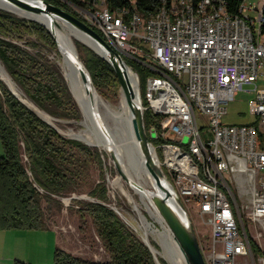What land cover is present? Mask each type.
I'll return each mask as SVG.
<instances>
[{
	"label": "built area",
	"instance_id": "1",
	"mask_svg": "<svg viewBox=\"0 0 264 264\" xmlns=\"http://www.w3.org/2000/svg\"><path fill=\"white\" fill-rule=\"evenodd\" d=\"M257 1L246 0L233 13L230 0H201L199 12H183L180 24L111 12L104 0H92L83 15L121 55L155 65L158 75L145 81L147 105L140 96L139 104L142 113L159 117V132L148 129L150 138L162 140L160 159L149 142L158 165L208 229L200 247L205 264H264L249 244V238L264 240V40L257 36ZM203 10H213V19L203 20ZM244 87L252 93V120L223 124Z\"/></svg>",
	"mask_w": 264,
	"mask_h": 264
},
{
	"label": "trees",
	"instance_id": "2",
	"mask_svg": "<svg viewBox=\"0 0 264 264\" xmlns=\"http://www.w3.org/2000/svg\"><path fill=\"white\" fill-rule=\"evenodd\" d=\"M45 1L76 17L109 43L100 30L89 25L69 8L71 5L89 11L92 0ZM230 1L231 11L236 13L239 0ZM104 3L111 12L121 9L137 11L143 18L156 12L161 6V0H104ZM262 17L261 33L264 34V6ZM28 38L35 40L31 43L35 48L41 45L57 51L55 40L45 27L0 9V63L7 74L39 109L51 116L78 119V110L59 72L44 58L17 44L26 42ZM73 44L96 92L103 96V91L117 90L119 84L111 65L80 42L73 41ZM122 57L127 66L137 74L141 103L146 106L143 95L145 81L150 76L158 75L150 68H155V65L142 57ZM158 121L159 117L149 109L143 111L145 133L148 141L156 147V154L160 159L161 150L157 144L162 140L152 139L148 135L150 127L159 132ZM0 144L3 149L0 156V231L46 229L42 200L47 205L58 204L54 197H63L71 192L80 167L93 164L100 169L101 182L94 186L89 195L98 202L82 204L76 201L82 204L77 212L81 220L86 217L90 220L107 259H83L56 247L53 264H156L143 242L105 205L108 198L103 182L104 154L80 141L60 135L55 128L22 104L1 80ZM23 157L25 163L22 161ZM162 170L165 174V170ZM249 244L254 256L264 258V253L250 238ZM158 262L166 264L160 259ZM14 264L26 263L16 261Z\"/></svg>",
	"mask_w": 264,
	"mask_h": 264
},
{
	"label": "bare ground",
	"instance_id": "3",
	"mask_svg": "<svg viewBox=\"0 0 264 264\" xmlns=\"http://www.w3.org/2000/svg\"><path fill=\"white\" fill-rule=\"evenodd\" d=\"M245 1L246 0H239L236 13H240L241 9L244 8ZM26 2L32 6H34L35 3L33 0H27ZM200 2L201 0H161V6L156 12L148 15L146 18H143L139 13L138 16H141V19H149V16L170 17V24H180V18H182L183 12H199ZM263 6L258 10V19H260V21L257 25V36L259 40H264V34L261 33ZM37 7H39L38 2ZM0 8L12 11L22 17L37 20L51 31L57 42V53L61 58L60 66L63 78L67 82L70 92L82 114L80 123L84 128L79 134L72 135V137L82 140L87 146L95 147L100 151H106V155L112 161V164L114 165L116 163L119 166L123 175V177H121L122 181H124L125 185L139 197L140 204L128 193L134 207L139 212L141 218L139 228L143 233L144 241L152 248L154 255L157 251L148 242V237L150 235L159 238L161 240V245L168 250L170 264H186L182 252L179 250L167 227L164 225L153 203V197L158 192L154 179L146 169L144 159L136 144L134 146L136 153L132 150L133 145L132 147L129 146L131 141L129 124L132 115L128 108L125 94L126 91H128L130 94L134 95L136 100L139 97V87L135 73L129 67H123L121 69L123 85L121 87L119 86L117 103H109L103 100L102 97L90 87L87 81H83L80 74L75 71L68 59V56H71L76 60L77 64H79L72 37L81 41L96 53L106 57L104 50L93 39L57 16L46 15L44 12L31 13L24 11L6 0H0ZM217 9H224V2H217ZM88 10L89 11L84 10V15L90 13V8ZM126 11L129 12V14H136V11H128L126 9L119 10V13H126ZM172 15L174 17H171ZM201 18H203V20H212L213 10L201 11ZM109 43L110 46L115 49V46H112L111 42ZM0 79H2L15 95L18 96L15 91V84L6 73L1 63ZM37 113L44 121H49L45 113L40 111H37ZM105 118L111 121L110 125L106 124ZM102 119L103 123H101ZM130 150L133 153V158L130 155ZM150 152L153 160L157 163L154 150L150 148ZM164 184L168 188L165 181ZM168 204L182 220H185L172 199L168 200ZM141 207L148 212L155 222L160 224L161 229L154 227L152 223H149L146 218L143 217L144 215L142 216L140 214Z\"/></svg>",
	"mask_w": 264,
	"mask_h": 264
},
{
	"label": "rangeland",
	"instance_id": "4",
	"mask_svg": "<svg viewBox=\"0 0 264 264\" xmlns=\"http://www.w3.org/2000/svg\"><path fill=\"white\" fill-rule=\"evenodd\" d=\"M263 4H264V0L257 1V10H260ZM69 8L72 12H75L78 16L83 18L84 11L75 8L71 5H69ZM73 41L80 42L79 40L72 37V42ZM26 42H20L17 44L20 45L23 49L27 50L28 52L37 55L38 57L44 58L46 62L50 66H52L56 71H58L61 77L63 78V74L60 66L61 58L60 55L57 53V51L49 50L47 48L42 47L41 45H38L37 48L33 47L31 45L32 42L33 43L35 42L33 38H28ZM135 75L139 87V80L137 79L138 78L137 74L135 73ZM0 80L6 86H8L2 79ZM63 81L78 110V114H79L78 119L67 118L61 115L56 117L50 115L51 116L50 117L49 114H47L46 112L35 106L14 82L13 83L15 84V91L18 94V96L15 95V93L10 88L9 89L13 92V94L17 97V99L20 102H22L26 106L29 105L28 106L29 109L34 111V113L37 116H39L37 111L45 113L49 120L46 122L49 123L53 128H55L60 135L68 139H74L72 135L79 134L84 128L80 123L82 120V114L64 78ZM259 84H262V81H260ZM247 89H248L247 87H244L243 91H240L236 95L234 101L228 104L226 114L223 116L221 121L223 124L241 125V124H247L252 120L251 116L249 115L248 106H247L248 101L252 98V93L244 92V90ZM118 92H119V88L117 90L103 91L104 95L103 96L100 95V96L102 97L103 100L108 101L109 103L112 104H116L118 100ZM139 96L141 97L140 89H139ZM105 122L108 125L111 124V121L109 119L107 120V118H105ZM80 142L85 144L83 141ZM90 148L96 149L99 153L104 154V156L102 155V159L104 163L103 182L108 198V201L105 205L109 209L113 210L117 214V216L124 222V224L140 240H144L143 233L139 228L141 223L139 212L134 207L128 193H130V195L140 204L138 195H136L127 185H125V182L122 181L121 176L114 168L112 161L106 155V151H100L95 147H90ZM2 154H3V149L0 144V156ZM22 161L23 163H25L24 157L22 158ZM99 182H101L100 169L93 164L82 165L79 169V176L76 179V183L72 187L71 192H69L67 195L63 197H54L55 200L58 202V204L51 203L47 205L45 201L42 200L41 206L45 211V222L47 224L46 229L43 230L21 229V230L0 231V236L23 237L22 244H23V248L25 249V253L23 254L29 257L30 264H53V252L55 247L53 245L54 243L52 242L51 237L56 236L55 232L57 233L59 238V248L65 250L66 252L75 256H79L83 259H93L96 261L106 260L107 255L102 250L100 243L96 238L90 220L88 219V217L81 220L77 212L78 209L82 208V204L84 203L98 202L95 198L89 195V192ZM76 201H79L82 204L81 203L78 204L76 203ZM141 208L142 209L140 211V214L142 216L144 215L143 217L146 218V220L149 223H152L154 227L161 229L160 224L155 222L150 217L148 212H146L143 209V207ZM184 208L192 224V228L196 234L199 246L201 248H204L209 240L208 229L206 226H204V224H202V221L197 217L193 209L188 210L186 209V207ZM251 237H254V235H252ZM251 240L258 247L260 246L264 252V240L259 242L253 240L252 238ZM148 242L157 251V253L154 255L157 261L158 259H160L164 261L166 264H170L168 250H166L161 245V240L157 237H153L152 235H150L148 237Z\"/></svg>",
	"mask_w": 264,
	"mask_h": 264
},
{
	"label": "water",
	"instance_id": "5",
	"mask_svg": "<svg viewBox=\"0 0 264 264\" xmlns=\"http://www.w3.org/2000/svg\"><path fill=\"white\" fill-rule=\"evenodd\" d=\"M6 1L10 2L11 4L17 6L19 9H22L24 11H28L31 13L44 12L46 15L57 16L58 18L65 20L66 22H68L69 24H71L72 26H74L75 28L80 30L81 32L85 33L87 36H89L91 39H93L104 50V52L106 53V57L96 53L93 49H91L90 47H88L87 45L82 43L81 41L80 42L82 44H84L85 46H87L96 55H98L99 57H101L102 59L107 61L111 65L113 71L116 74L119 86L121 87L123 85V81H122V77H121V69L123 67H128V66L125 63V61L123 60L121 53L118 52L117 50H115L113 47H111L109 43H106L88 25H86L85 23H83L82 21L77 19L76 17L72 16L71 14L67 13L66 11L59 9V8H57L51 4H48L45 0H33L35 2L34 6L28 4L26 2L27 0H6ZM37 2L39 3V7H37ZM0 9L11 12L13 14H16L12 11H9V10L3 9V8H0ZM16 15H18V14H16ZM20 17H22V16H20ZM23 18H26V17H23ZM26 19L35 21V22L39 23L40 25H42L43 27H45L43 24H41L37 20L31 19V18H26ZM46 29L55 40V37L53 36L51 31L48 28H46ZM55 43L57 46L56 40H55ZM76 57H78L77 52H76ZM68 59L71 62V64L73 65L75 71L80 74L83 81H87L89 83L90 87L95 90V88L93 87L90 75H89L88 71L86 70L85 66L83 65V63L80 61L79 57H78L79 64H77L76 60L71 56H68ZM8 89H9V87H8ZM11 93L13 94L12 91H11ZM125 97H126V102H127L128 108H129L130 113L132 115L131 120H130V124H129L130 133H131V141H130L129 146L132 147V145H133L132 150H134V152H135L134 146L136 144V146L138 147V149L141 153V156L144 159L146 169L148 170V172L151 174V176L154 179V182H155V185L157 187L158 192L153 197V203H154L164 225L167 227V229L170 232L171 236L173 237L175 243L177 244L179 250L182 252L186 264H205L203 255H202L201 250H200L199 243L197 241L196 234L192 228V224H191L189 217L185 211V208H184L183 204L181 203L179 197L176 195V193L171 188L167 177L163 173V170L153 160V157L151 155L150 148L151 149H153V148L151 147V145L148 141L147 135L145 133V130H144L143 113L141 111V107L139 104V97L136 100L134 95L130 94L128 91H126ZM26 107H28V106H26ZM101 123H103V119H102ZM47 124H49V123H47ZM74 140L82 141V140L77 139V138H74ZM132 154L133 153L130 150L131 157H132ZM113 166L116 169V171L119 173V175L121 177H123L121 170L119 169V166L116 163ZM164 181L167 183L168 188L165 186ZM169 199H172L175 202L179 211L184 216L185 220H182L180 218V216L171 209V207L168 204ZM141 241L143 242V244L149 249V251L153 255L155 263L159 264V262L157 261V259L154 256L152 248L144 240H141Z\"/></svg>",
	"mask_w": 264,
	"mask_h": 264
},
{
	"label": "crops",
	"instance_id": "6",
	"mask_svg": "<svg viewBox=\"0 0 264 264\" xmlns=\"http://www.w3.org/2000/svg\"><path fill=\"white\" fill-rule=\"evenodd\" d=\"M51 237L54 247H59V238ZM23 237H3L0 236V264H14L16 261L30 264V259L23 248Z\"/></svg>",
	"mask_w": 264,
	"mask_h": 264
}]
</instances>
